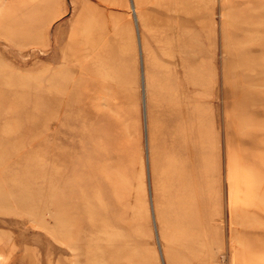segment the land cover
Wrapping results in <instances>:
<instances>
[{"label":"rangeland","instance_id":"1","mask_svg":"<svg viewBox=\"0 0 264 264\" xmlns=\"http://www.w3.org/2000/svg\"><path fill=\"white\" fill-rule=\"evenodd\" d=\"M64 81L120 92L112 146ZM260 163L264 0H0V264H264Z\"/></svg>","mask_w":264,"mask_h":264},{"label":"bare ground","instance_id":"2","mask_svg":"<svg viewBox=\"0 0 264 264\" xmlns=\"http://www.w3.org/2000/svg\"><path fill=\"white\" fill-rule=\"evenodd\" d=\"M83 66V65H82ZM103 68V67H102ZM83 70V69H82ZM86 70V69H85ZM260 72V71H259ZM83 73V72H82ZM84 74V73H83ZM103 74V73H102ZM85 76V75H84ZM83 76V78H84ZM109 76V75H108ZM82 78V79H83ZM91 78V77H90ZM263 78V77H262ZM87 80V79H86ZM85 81V80H79L80 84ZM89 81V80H88ZM103 81V80H102ZM105 81V80H104ZM78 82V83H79ZM91 82V81H90ZM63 83V81H62ZM70 83V82H69ZM100 83V81H99ZM107 83V82H106ZM75 84V83H74ZM79 84V85H80ZM69 85L67 82L64 81V85H63V89L65 90L64 95L66 98V103L70 112V115L72 117L73 123L72 121H65V123L63 125H67L66 122H70L72 125H75V130H74V134H76L77 136H79V134L81 133V138H82V143L83 145H93V140L97 141L96 138L98 139H109L110 141V146H112L115 142L114 139V134H113V130H120L122 133V127H121V122L118 119H115L111 116L110 111L112 110L113 107V100L117 99L118 96H115L114 93H118L119 91L116 90V92H114L112 94V89L109 88L107 86V84H105L104 82L98 85H95L96 87L93 88V93L86 95V92H83L84 90H82V88L79 87H74V88H69ZM91 84H89V82L85 81V87L90 86ZM74 86V85H73ZM78 88V89H77ZM80 88V89H79ZM115 88V87H114ZM95 89V90H94ZM116 93V95H117ZM120 93V92H119ZM97 98V100H101L102 102H98L99 103H95L91 105H88V103L86 102V100L88 98ZM122 96V95H121ZM243 98V96H242ZM250 98V97H249ZM246 99V98H245ZM250 100V99H249ZM57 100L55 99L53 93H51V96L49 98V107H50V113L54 115V105L57 104L58 102H56ZM86 102V103H85ZM65 103V105H66ZM115 111V110H114ZM120 111V110H119ZM118 111V112H119ZM192 111V110H191ZM190 111V112H191ZM73 114V115H72ZM53 115L50 116V121L52 122L53 120ZM77 126L80 128H86L88 131V133H82V131L78 134L77 132ZM261 126V125H260ZM159 127V126H158ZM155 129L157 127H154ZM154 129V130H155ZM158 129V128H157ZM258 129V128H257ZM80 131V130H79ZM159 131V129H158ZM157 131V132H158ZM85 132V129H84ZM112 134V138H111V134ZM158 135V134H157ZM185 138V136H184ZM80 140V139H79ZM261 144V143H260ZM74 145V144H73ZM76 145V144H75ZM51 149V148H50ZM54 150V149H53ZM63 151V149H61ZM112 150H114V146L112 147ZM111 150V151H112ZM110 151V147L108 149L107 152H105L104 154H102V157L96 156L99 155L100 153H96L93 152L91 154H96L95 156H92L90 159L89 164L87 165L88 167H85L84 163H79L78 166H75V168L73 169L71 176L69 177L71 179H69V181L67 180V183H72V181H74V177H79L82 176L84 173L89 172V173H96V171H99V173L102 175H105L106 177H104L105 182H102V184H104V186L106 188H109V181L110 177L113 178V176H111V172H110V164L107 163V161L104 162V159L106 160V158H104V156H107L108 153H111ZM53 155V153H51ZM56 154V153H54ZM101 156V155H100ZM51 158V157H50ZM54 158V157H53ZM102 160V163H99V161ZM65 162V160H64ZM57 163V162H56ZM104 163V164H103ZM263 163V162H262ZM52 164V162H51ZM261 164V163H260ZM262 165V164H261ZM263 166V165H262ZM57 167V166H56ZM264 167V166H263ZM39 168V167H37ZM262 169V168H259ZM49 170V169H48ZM47 170V171H48ZM252 170V169H250ZM255 170V169H254ZM56 171V170H55ZM253 171V170H252ZM262 171V170H260ZM157 172V171H156ZM264 173V171H262ZM260 172V173H262ZM55 173V172H54ZM52 175V174H51ZM53 176V175H52ZM13 178V177H12ZM1 179V178H0ZM15 179V178H14ZM39 180V179H38ZM262 179H260L261 182ZM50 181V180H49ZM51 181H53L51 179ZM17 182V181H15ZM258 182V181H257ZM3 183V182H2ZM1 183V184H2ZM66 183V187L68 186ZM91 183V182H90ZM14 184V183H12ZM51 184V183H50ZM76 184V183H75ZM80 186L81 185H88L89 183H84L82 184V181L79 180L78 183ZM49 185V184H48ZM53 185V184H52ZM51 185V186H52ZM77 185V184H76ZM85 185V186H86ZM95 185H98L97 182L96 183H91L90 187H94ZM49 185V187H51ZM65 186V185H64ZM263 187V186H262ZM50 190V189H49ZM52 190V188H51ZM48 192V191H47ZM56 192V191H55ZM54 192V195H55ZM32 193V192H31ZM84 194V193H83ZM83 194L80 191H74V192H70V190L66 189L65 192V197L63 198V202L66 203V201H68L70 198H78L79 196L81 198H83ZM262 194H264V192L262 191ZM30 195V194H29ZM4 197V196H3ZM51 197V195H50ZM94 197H96L97 199H101V195L99 192H96L94 194ZM54 198V196H53ZM109 198V197H108ZM101 201V200H100ZM99 201V202H100ZM264 201V200H263ZM262 201V202H263ZM109 205H113V201L111 203V199L109 198L108 202ZM263 204V203H262ZM103 204L101 203L100 206H102ZM66 214V213H65ZM64 216V214L62 215ZM65 218V217H63ZM76 218V217H75ZM79 224V223H78ZM96 224V223H95ZM70 226V225H69ZM64 228V227H63ZM67 229V228H65ZM72 229V228H71ZM92 230V229H91ZM93 232V231H91ZM263 247V246H262ZM261 247V248H262Z\"/></svg>","mask_w":264,"mask_h":264}]
</instances>
